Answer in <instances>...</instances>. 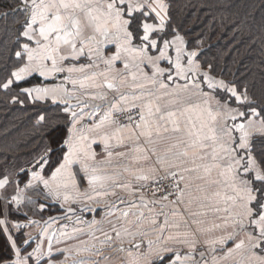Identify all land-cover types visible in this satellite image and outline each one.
<instances>
[{
	"label": "snow or ice",
	"instance_id": "6c2138e0",
	"mask_svg": "<svg viewBox=\"0 0 264 264\" xmlns=\"http://www.w3.org/2000/svg\"><path fill=\"white\" fill-rule=\"evenodd\" d=\"M0 21V107L30 124L0 148V264H264V59L212 55L172 0ZM229 25L264 55V15Z\"/></svg>",
	"mask_w": 264,
	"mask_h": 264
},
{
	"label": "trees",
	"instance_id": "16d2710c",
	"mask_svg": "<svg viewBox=\"0 0 264 264\" xmlns=\"http://www.w3.org/2000/svg\"><path fill=\"white\" fill-rule=\"evenodd\" d=\"M172 3L177 21L191 32L192 39L203 37L205 45H211L212 55L229 62L240 61L258 70L256 65L264 59L259 45L254 48L240 43L233 45L229 21L246 12H252L259 21L264 15L261 0H172ZM29 131L27 116L12 108L0 107V148L22 145Z\"/></svg>",
	"mask_w": 264,
	"mask_h": 264
},
{
	"label": "crops",
	"instance_id": "0c3cea01",
	"mask_svg": "<svg viewBox=\"0 0 264 264\" xmlns=\"http://www.w3.org/2000/svg\"><path fill=\"white\" fill-rule=\"evenodd\" d=\"M54 215H59V213L54 214ZM85 218H86V219H90L91 217H90L89 214H85ZM64 223H67V221H65ZM54 227H59V225H54ZM69 264H71V262H69Z\"/></svg>",
	"mask_w": 264,
	"mask_h": 264
}]
</instances>
